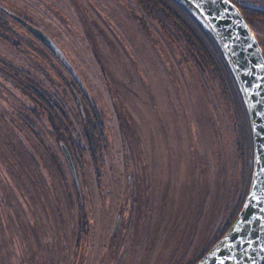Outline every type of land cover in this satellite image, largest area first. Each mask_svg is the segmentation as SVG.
<instances>
[{"label": "rangeland", "instance_id": "obj_1", "mask_svg": "<svg viewBox=\"0 0 264 264\" xmlns=\"http://www.w3.org/2000/svg\"><path fill=\"white\" fill-rule=\"evenodd\" d=\"M234 1L264 10V0ZM0 8L64 58L0 12V264H194L241 194L235 116L212 71L136 0ZM70 139L85 150L76 180L60 143Z\"/></svg>", "mask_w": 264, "mask_h": 264}, {"label": "water", "instance_id": "obj_2", "mask_svg": "<svg viewBox=\"0 0 264 264\" xmlns=\"http://www.w3.org/2000/svg\"><path fill=\"white\" fill-rule=\"evenodd\" d=\"M212 35L234 77L249 119L253 162L251 181L242 207L227 232L195 264H264V56L239 9L230 0H177ZM10 16L64 60L59 48L42 31ZM79 104V100L77 99ZM62 152L76 180L67 149Z\"/></svg>", "mask_w": 264, "mask_h": 264}, {"label": "trees", "instance_id": "obj_3", "mask_svg": "<svg viewBox=\"0 0 264 264\" xmlns=\"http://www.w3.org/2000/svg\"><path fill=\"white\" fill-rule=\"evenodd\" d=\"M137 3L156 21L160 19L166 22L172 23L179 29V31L186 38L189 46H192L196 51V56L199 58V63L201 65L208 67L213 74V77L217 83L218 90L221 94L227 96L229 104L234 112L235 116V150L239 162V186H240V197L236 205L233 216L230 222L227 224L225 232L230 228V226L235 221L245 197L248 193L251 174H252V161H253V147H252V137L249 125V119L246 113L244 103L242 101L241 94L238 90L234 77L224 59L221 49L212 37V35L206 30V28L196 19V17L180 2L177 0H136ZM241 12L244 20L248 26L255 32L259 45L262 47L264 56V42L259 37L258 28L264 27V10L252 8L246 5L236 4L234 0H230ZM159 19V20H158ZM160 20V21H162ZM0 25H6L5 20L0 19ZM57 57V56H56ZM57 59L62 62L58 57ZM63 64V62H62ZM67 69V67H66ZM70 72V71H69ZM71 74V73H70ZM72 75V74H71ZM76 82V81H75ZM77 84V82H76ZM69 91L76 102L77 110L82 114V108L84 110V105L80 94L76 92L72 87H69ZM81 104L79 108L77 104V98ZM85 106V105H84ZM86 107V106H85ZM90 126L91 138H95V142H102V125L98 119L95 121L88 120ZM91 139L86 137L87 151L95 153L96 145L90 146L89 142ZM67 149L74 168L75 165L81 163V154L85 150L80 149V145L77 144L72 139L69 143L65 144L60 142ZM60 148V145H59ZM75 164V165H74ZM7 174L5 175L0 172V191L2 190L3 182H6ZM10 181V179H9ZM7 183V182H6ZM5 183V184H6ZM76 185V184H75ZM220 237V238H221ZM201 258V257H200ZM199 258V259H200ZM198 259V260H199ZM197 260V261H198ZM195 261V263L197 262ZM194 263V264H195Z\"/></svg>", "mask_w": 264, "mask_h": 264}, {"label": "flooded vegetation", "instance_id": "obj_4", "mask_svg": "<svg viewBox=\"0 0 264 264\" xmlns=\"http://www.w3.org/2000/svg\"><path fill=\"white\" fill-rule=\"evenodd\" d=\"M0 12L3 13L4 15H6V16H9L10 15V13H8V11H6L3 8H0Z\"/></svg>", "mask_w": 264, "mask_h": 264}]
</instances>
